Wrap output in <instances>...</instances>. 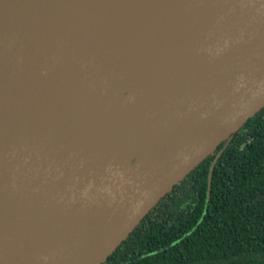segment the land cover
I'll return each instance as SVG.
<instances>
[{
  "label": "water",
  "instance_id": "water-1",
  "mask_svg": "<svg viewBox=\"0 0 264 264\" xmlns=\"http://www.w3.org/2000/svg\"><path fill=\"white\" fill-rule=\"evenodd\" d=\"M263 107L264 0H0V264H102Z\"/></svg>",
  "mask_w": 264,
  "mask_h": 264
},
{
  "label": "trees",
  "instance_id": "trees-1",
  "mask_svg": "<svg viewBox=\"0 0 264 264\" xmlns=\"http://www.w3.org/2000/svg\"><path fill=\"white\" fill-rule=\"evenodd\" d=\"M102 264H264V107L179 181Z\"/></svg>",
  "mask_w": 264,
  "mask_h": 264
}]
</instances>
